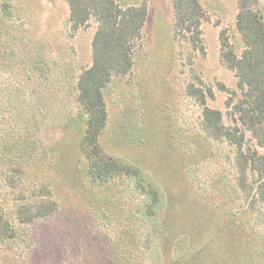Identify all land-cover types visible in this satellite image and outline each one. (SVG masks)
<instances>
[{
    "label": "trees",
    "instance_id": "obj_1",
    "mask_svg": "<svg viewBox=\"0 0 264 264\" xmlns=\"http://www.w3.org/2000/svg\"><path fill=\"white\" fill-rule=\"evenodd\" d=\"M19 1L0 0V246L17 241L24 226H35L27 233V246H34L25 257L36 259L41 250L48 264L61 258L65 264H196L224 231L239 225L248 252L259 245L264 255V15L254 7L258 0H235L240 54L227 30L218 32L220 62L234 75L231 87L220 80L208 84L194 69V54L205 55L203 27L210 12L201 0H170L173 37L187 49L182 65L189 66L188 74L182 70L187 81L176 123L198 135L213 165L206 182L190 180L186 200L164 194L110 145L109 96L114 92L121 113L114 126L129 123L131 104L119 92L134 84L149 58L147 0H51L66 5L70 36L93 27L87 61L62 45L53 56L52 40L32 35L29 18H23L27 6ZM216 90L226 95L225 112L211 104ZM186 102L193 113L184 116ZM68 133L76 145L75 169L84 176L81 187L95 197L82 202L89 215L78 230L84 254L75 248L59 252L55 243L45 247V235L37 234L57 225L63 204L36 165ZM234 253L233 260L253 256Z\"/></svg>",
    "mask_w": 264,
    "mask_h": 264
},
{
    "label": "rangeland",
    "instance_id": "obj_2",
    "mask_svg": "<svg viewBox=\"0 0 264 264\" xmlns=\"http://www.w3.org/2000/svg\"><path fill=\"white\" fill-rule=\"evenodd\" d=\"M120 1L122 3H137L141 0ZM201 1L210 12L212 19L204 24L205 55L194 54V69L203 76L204 81L208 84L220 80L230 87L234 86L232 71L219 59L218 32L225 28L234 43L236 53H241L242 40L237 33L235 19L236 1ZM21 2L27 6L23 18H29L27 20L33 32L32 35L35 37V35L48 34L52 40L53 53L51 51V54L53 56L55 50L59 49V45H62L75 58L79 59V56H84V61L89 59L93 27L81 30L72 37L67 31V7L65 4L51 0H21ZM147 4L146 29L149 58L136 73L134 84L124 86L123 89L121 87L119 92L120 94L124 93L123 97L126 98V102L131 104L127 113L130 119L129 123L123 122L120 126H114L116 123L114 121L121 113L120 108L112 101L115 99L114 92L109 96L111 98L109 100L111 123L108 128L110 130L114 127L112 132L109 131L110 140L113 142L110 145L114 148L115 154H119L118 156L146 172L150 180L157 184L164 194L175 196L176 199L182 197L186 200L190 195V180L197 176L202 182H206L209 175L213 174V165L211 166V160L208 161L207 158L209 148L202 143L198 135L176 123V108L179 107L181 101L182 83L187 81L185 71L182 70L187 69L188 74L189 66H185V68L182 65V62L186 60L187 49L180 47L173 37L174 11L172 4L170 0H147ZM254 7L264 15V0H258ZM77 63L78 61H76ZM215 94V99L211 101V104L225 112L224 99L226 95L217 90ZM182 111L184 116L185 114L190 115L193 113V107L186 102L183 104ZM109 136L107 133L104 138L107 139ZM75 147V140L70 133L62 135L61 141L55 143L51 150L44 154V159L42 158L36 165L37 172L42 167L44 174L52 180L51 184L58 192L60 203L63 204V212L57 219L59 220L57 225L48 227L47 232L40 229L36 233L40 237L41 234L45 235L43 237L46 241L45 247L55 243L59 252L65 248L72 250L75 248L77 252L84 254L87 248L82 241L83 236L80 232L78 233V230H83V224L88 220L89 215L84 210L83 203H91L95 201V197L91 190L81 187L84 176L75 169L78 163V159L74 155ZM50 152L51 154H49ZM74 192H76L75 196ZM77 194L80 197H77ZM203 194L210 196L204 191ZM95 203L103 207L101 201L96 200ZM255 205L258 210H262L259 203ZM203 211L205 212L204 209ZM213 211L214 213L211 210L209 213L215 214L216 210ZM206 217L204 223L209 218V216ZM206 224L208 225V223ZM215 225L212 228L214 230ZM34 229H36L35 226ZM34 229L24 226V229L20 230L21 235L17 241L7 242L0 246V264L50 263L49 258H43L44 254L41 250L36 251V259H32L30 256L25 257V254L34 246L33 243L31 248L27 246V233ZM212 229L208 230V233ZM188 232L191 231L188 230ZM245 232L239 225L228 228L208 255L196 264H264V255L263 252H260L259 245H257L258 251L254 252L255 258H253L252 252H248L251 247L244 241ZM34 235L32 239L36 244ZM22 248L24 251L21 250ZM236 252L245 256L251 253L253 256L242 260H233L230 256L232 253L236 255ZM51 255H47V257H51ZM60 256L62 257V255ZM57 261L59 264H65L62 258ZM51 262H53L52 259Z\"/></svg>",
    "mask_w": 264,
    "mask_h": 264
}]
</instances>
